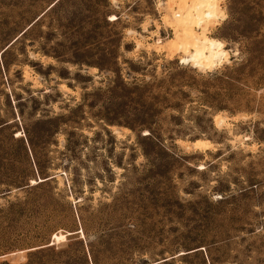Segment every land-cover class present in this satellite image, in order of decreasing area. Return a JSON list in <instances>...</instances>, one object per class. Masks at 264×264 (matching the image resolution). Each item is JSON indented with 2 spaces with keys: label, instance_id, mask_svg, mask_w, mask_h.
<instances>
[{
  "label": "rangeland",
  "instance_id": "374dc122",
  "mask_svg": "<svg viewBox=\"0 0 264 264\" xmlns=\"http://www.w3.org/2000/svg\"><path fill=\"white\" fill-rule=\"evenodd\" d=\"M179 1L0 0V264H264V0Z\"/></svg>",
  "mask_w": 264,
  "mask_h": 264
},
{
  "label": "bare ground",
  "instance_id": "6f19581e",
  "mask_svg": "<svg viewBox=\"0 0 264 264\" xmlns=\"http://www.w3.org/2000/svg\"><path fill=\"white\" fill-rule=\"evenodd\" d=\"M216 6V0L179 1V13H173L172 16L180 31L175 33L173 43L184 51V54L186 53L180 59L182 63H189L194 68L209 70L227 57V51L221 42L209 39L204 33L197 36L198 34L196 35L192 29V26H201L203 32L206 22L217 19L219 16ZM193 144L195 147L202 148L205 142L197 140Z\"/></svg>",
  "mask_w": 264,
  "mask_h": 264
},
{
  "label": "water",
  "instance_id": "95a60500",
  "mask_svg": "<svg viewBox=\"0 0 264 264\" xmlns=\"http://www.w3.org/2000/svg\"><path fill=\"white\" fill-rule=\"evenodd\" d=\"M46 180H48V178H43V179H40V181H38V179H37V181L40 183V182H44V181H46Z\"/></svg>",
  "mask_w": 264,
  "mask_h": 264
},
{
  "label": "trees",
  "instance_id": "16d2710c",
  "mask_svg": "<svg viewBox=\"0 0 264 264\" xmlns=\"http://www.w3.org/2000/svg\"><path fill=\"white\" fill-rule=\"evenodd\" d=\"M23 34V33H22Z\"/></svg>",
  "mask_w": 264,
  "mask_h": 264
}]
</instances>
